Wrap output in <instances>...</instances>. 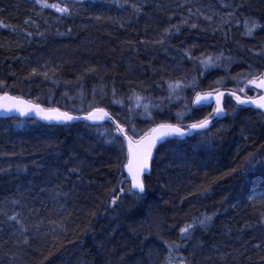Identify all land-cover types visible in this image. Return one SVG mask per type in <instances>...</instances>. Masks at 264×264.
Returning a JSON list of instances; mask_svg holds the SVG:
<instances>
[{
    "label": "trees",
    "instance_id": "obj_1",
    "mask_svg": "<svg viewBox=\"0 0 264 264\" xmlns=\"http://www.w3.org/2000/svg\"><path fill=\"white\" fill-rule=\"evenodd\" d=\"M49 2L69 4L72 14L41 9L34 0H0V80L6 82L0 94L76 115L103 107L141 135L160 123L187 127L210 118L213 106L192 105L196 92L255 96L245 85L250 73L264 70V29L246 35L245 21L264 25V0ZM173 25L179 32L166 34ZM209 57L210 64L201 63ZM175 82L182 90H169ZM224 109L208 130L162 143L143 198L117 192L114 209L111 189L126 150L108 142L115 134L110 124L0 119V264H166L163 242L179 243L181 227L213 212L183 255L194 264H264L259 181L245 185L239 174L224 175L246 167L249 153L264 156V115L227 98ZM15 213L29 229L27 244L8 220Z\"/></svg>",
    "mask_w": 264,
    "mask_h": 264
},
{
    "label": "snow or ice",
    "instance_id": "obj_2",
    "mask_svg": "<svg viewBox=\"0 0 264 264\" xmlns=\"http://www.w3.org/2000/svg\"><path fill=\"white\" fill-rule=\"evenodd\" d=\"M36 5H39L41 9H54L55 12L60 13L62 16H70L72 14V6L67 3L63 5L61 3H51L49 0H34ZM78 3L81 5L84 3V0H78ZM127 3V0H125ZM243 5H241L242 7ZM131 7L136 11L139 12L140 6L137 4L131 5ZM96 20L101 19L100 16L94 17ZM207 19V17H206ZM30 21L26 20L25 23H29ZM3 22L0 21V24ZM185 23H187L185 21ZM8 27L7 25H4ZM193 28L196 27L195 24L192 25ZM174 28L176 32H179L178 26H171V28H166L165 33L168 34L171 32V29ZM245 28H246V35L251 36L255 29L261 28L264 29V25H261L259 21L252 20L250 25L248 21H245ZM14 30V29H13ZM71 31V29H69ZM31 35V33H28ZM63 35V33H61ZM163 40H157L156 43L163 44ZM191 58V57H189ZM202 64H210L211 58L209 57L207 61L202 60ZM94 71V70H93ZM37 69L32 70V75H37ZM43 75L47 78V72L43 73ZM247 79V85H254L255 88L261 89L264 91V73L259 74H249ZM232 79L237 80L239 84L240 81L237 77H233ZM221 82L217 81L219 85ZM6 87V82L0 80V88ZM188 87V85H185ZM245 87H240L239 91L243 93L245 91ZM168 88L172 92H176L177 90H182V86L180 82H175L173 84H169ZM113 95H115V90H113ZM225 93L223 91H219V89H214L210 92H196L195 93V100L193 101L194 104H202V103H210L213 101L215 102V108L211 113L212 116L216 118H220L227 113L223 107V97ZM233 99H235L237 105H254L256 108L264 110V94L259 95L258 98L249 97L245 94V96L237 95L236 92L231 91L228 93ZM142 99L141 97H137L139 101ZM119 103V101H115ZM141 105L138 103L137 107ZM91 110L89 113L83 117L85 120L93 121V123L97 122L98 120H103L107 118L108 120L112 121L115 125V134L111 136V140L109 143H119L121 148H123L124 143L127 144V155L125 157V162H117V171L120 173V179L117 181V186L112 188L111 191L113 193L112 198L110 200V205L114 209L117 205V201L120 197L116 196V193L119 192L121 195L123 194H130L138 199L143 198L147 191V187L145 184V174L151 173L153 165L155 164V157H154V150L157 147L158 142H163L167 137H184L189 135L193 131L203 130L208 128L211 120L208 117L204 119L198 120L194 123L187 125V127H182L179 123L178 124H171V123H160L157 124L156 127L150 129L149 132L140 135L139 138L137 137L136 128L132 125L129 129H125V127L115 121L112 120V117L109 113L103 108L98 107L95 105L90 106ZM145 113L151 115L149 112V105H143ZM0 110L6 113L17 112L20 116H27L30 113H35L37 116L40 117L42 120L47 121H56L58 123L68 124L74 120L81 119L79 116H73L69 112H61L58 108H48L44 109L39 104H32L20 97L17 96H10L7 92H4L3 95H0ZM235 110V109H233ZM264 114V113H262ZM131 132V135H129ZM123 137V140L120 138ZM259 166V168H257ZM70 172L74 173L76 169H70ZM127 173L125 175L124 173ZM259 171L260 175L258 177L254 176L253 174ZM239 174L242 177V182L245 185H253L256 180L259 181V196L261 197V202H264V156L260 157L257 160L256 155L254 153H249V156L246 157V167H242L240 169L233 168L228 173L224 175H233ZM127 185V187H125ZM209 189H203L200 191V195H205ZM249 199L255 200L256 195L252 194V190L250 189L249 192ZM13 203H19L18 201H13ZM5 215H7L5 213ZM20 213H15L13 215L8 216V220L14 221L16 225H19L18 231L21 233V236L24 237L23 243H28V238L26 233L29 231L28 227L22 222L20 219ZM216 215L215 212L212 214L202 213L199 217L193 218L191 222L185 224V226L180 228V242L177 243L176 241H167L165 240L163 243L166 246L167 256L165 257L166 264H194L192 260L189 259L188 256L183 255V251L185 250V245H190V241L193 238L194 232L199 229H206L213 221L214 216ZM264 223V217L261 220ZM201 247V245L196 244L194 246L193 252L191 253L192 256L195 255V248ZM256 248H260V244L254 245ZM51 255V254H50ZM48 257H45L47 260ZM43 264V262H42Z\"/></svg>",
    "mask_w": 264,
    "mask_h": 264
},
{
    "label": "water",
    "instance_id": "obj_3",
    "mask_svg": "<svg viewBox=\"0 0 264 264\" xmlns=\"http://www.w3.org/2000/svg\"><path fill=\"white\" fill-rule=\"evenodd\" d=\"M262 73H264V70H263ZM256 89L259 91V95L264 94V91H262L261 89H258V88H256ZM222 91L225 93V95H224V97H223V107H224V98H225V97H231V96L228 95V93L231 92V91H228V90H222ZM1 95H3V94H1ZM9 95H10V96H13V95H11V94H9ZM237 95H239V94H237ZM259 95H257L256 97H253V98H258ZM242 97H243V96H242ZM20 98H21V97H20ZM231 98H232V97H231ZM22 99H23V98H22ZM23 100H25V101H27V102H29V103L35 104V103H33V102L29 101V100H26V99H23ZM194 100H195V96H194V98H193V101H194ZM234 100H235V99H234ZM193 101H192V105H193L194 107H198V106H214V108H215V102H214V99H213V101L210 102V103H202V104H194ZM235 102H236V101H235ZM40 106H41V105H40ZM240 106H242V107H244V108L253 109V110L259 111V112H261V113H264V110L258 109V108H256L254 105H251V104H248V105H240ZM41 107H42V106H41ZM42 108H44V107H42ZM44 109H48V108H44ZM60 111H61V110H60ZM106 111H107V110H106ZM61 112H64V111H61ZM107 112H108V111H107ZM88 113H89V111H88L87 113H84V114H81V115H75V114H72L73 116H79V117H81V119L74 120V121H72V122H70V123H68V124H72V123H76V122H86V123H88V124L91 125V126H98V125H101V124H104V123H108V124H110V125L114 128V133H115V125L112 123V121H110V120H108L107 118H105V119H103V120H98L97 122L93 123V121H89V120H85V119H83V117L86 116ZM108 113H109V112H108ZM109 115L111 116L110 113H109ZM263 115H264V114H263ZM224 116H225V115H224ZM224 116H222V117H220V118H216V117H214V116H211V117L209 118V119L211 120V123L209 124L208 128H206V129L193 131V132H191L189 135H186V136H184V137H167L163 142H158V143H157V147H156V149H157L162 143H164V142L167 141V140H170V139H173V138L184 139V138H186V137L192 136V135H193L194 133H196V132H201V131L208 130V129L211 128L215 123H217V122H219L220 120H222V119L224 118ZM111 117H112V116H111ZM0 119H17V120L28 119V120H34V121H37V122H40V123H43V124L65 125L64 123H58V122H56V121L42 120V119H40V117L37 116L35 113H30V114L27 115V116H20L19 113H17V112L6 113V112H3L2 110H0ZM112 120H115V119L112 117ZM156 126H157V125H156ZM156 126H154V127H156ZM154 127H153V128H154ZM121 139L123 140V137H121ZM124 144H125V150H126V155H127V144H126V142H125ZM156 149L154 150V153H155ZM124 174L127 175L126 171H125ZM148 174H149V173H146L145 176L148 175Z\"/></svg>",
    "mask_w": 264,
    "mask_h": 264
},
{
    "label": "rangeland",
    "instance_id": "obj_4",
    "mask_svg": "<svg viewBox=\"0 0 264 264\" xmlns=\"http://www.w3.org/2000/svg\"><path fill=\"white\" fill-rule=\"evenodd\" d=\"M247 87L253 89V90L255 91V94H256L257 91H256V88H255L254 85H247ZM194 96H195V95H194ZM194 96H193V97H194ZM227 99H231V101L235 103V100H234L233 98L228 97ZM131 103H132V108L136 110V109H137V104H138L139 102L136 100L134 103H133V102H131ZM172 104H173V103H172ZM150 106L153 107V108L156 107L155 103H150ZM76 112H77V111H76ZM77 113H78V112H77ZM78 114H80V113H78Z\"/></svg>",
    "mask_w": 264,
    "mask_h": 264
},
{
    "label": "bare ground",
    "instance_id": "obj_5",
    "mask_svg": "<svg viewBox=\"0 0 264 264\" xmlns=\"http://www.w3.org/2000/svg\"><path fill=\"white\" fill-rule=\"evenodd\" d=\"M237 94H238V93H237ZM0 95H1V94H0ZM159 96H160V95H159ZM64 112H65V111H64ZM69 113H70V114H73V113H71V112H69ZM83 114H84V113H83ZM75 115H76V114H75ZM77 115H81V114H77ZM10 120H17V119H10ZM31 121H34V120H31ZM34 122H37V121H34ZM37 123H40V122H37ZM41 124H43V123H41ZM215 124H216V123H215ZM215 124H214V125H215ZM47 125H51V124H47ZM214 125H213V126H214ZM213 126H212V127H213ZM113 129H114V128H113ZM136 132H137V134H138L137 136L141 135V133H139V131H138L137 129H136ZM129 135H131V134H129ZM136 138H137V137H136ZM124 145H125V144H124Z\"/></svg>",
    "mask_w": 264,
    "mask_h": 264
}]
</instances>
